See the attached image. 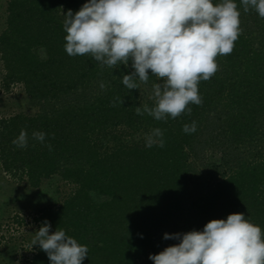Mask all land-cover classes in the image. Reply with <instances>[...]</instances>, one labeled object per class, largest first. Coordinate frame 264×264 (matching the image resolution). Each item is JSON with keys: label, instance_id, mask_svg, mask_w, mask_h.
<instances>
[{"label": "trees", "instance_id": "16d2710c", "mask_svg": "<svg viewBox=\"0 0 264 264\" xmlns=\"http://www.w3.org/2000/svg\"><path fill=\"white\" fill-rule=\"evenodd\" d=\"M86 2H7L2 84H21L35 112L0 119V163L32 188L56 175L67 185L33 222L48 221L50 234L62 229L86 245L83 264H154L150 254L180 243L165 233L202 231L233 213L264 232V18L234 0L241 34L230 55L216 58L215 75L199 83L202 104H189L191 115L157 121L135 111L154 105L152 85L161 81L150 71L147 84L137 78L139 88L129 90L122 77L134 71L131 62L113 69L66 53L64 14ZM193 121L196 131L185 133ZM155 128L163 131V148L146 147ZM21 130L26 148L12 143ZM34 132L45 133L43 143ZM26 264L50 260L34 245Z\"/></svg>", "mask_w": 264, "mask_h": 264}, {"label": "clouds", "instance_id": "9594fccd", "mask_svg": "<svg viewBox=\"0 0 264 264\" xmlns=\"http://www.w3.org/2000/svg\"><path fill=\"white\" fill-rule=\"evenodd\" d=\"M241 3L244 12L254 9L264 18V0ZM240 15L234 0H87L75 13L69 9L64 14V48L69 56L90 55L101 67H127L131 62L134 71L122 77L129 90L139 88L137 78L147 84L150 71L161 81L152 85L154 105L136 107V114L147 113L157 121L175 119L185 112L191 115L189 104H202L198 85L218 71V56L232 53L241 34ZM105 87L101 82L100 88ZM116 100L123 104L120 97ZM183 131L194 133L195 121ZM33 138L43 143L45 133L34 132ZM145 140L149 148L165 146L160 128ZM12 143L26 148V131ZM50 227L45 221L32 246L39 245L50 264H83L88 247L62 229L50 234ZM163 238L180 243L150 254L154 264H264V232L243 213L213 219L202 231L165 233Z\"/></svg>", "mask_w": 264, "mask_h": 264}, {"label": "rangeland", "instance_id": "374dc122", "mask_svg": "<svg viewBox=\"0 0 264 264\" xmlns=\"http://www.w3.org/2000/svg\"><path fill=\"white\" fill-rule=\"evenodd\" d=\"M7 2L0 0V33L6 26ZM4 73L0 58V119L18 112L34 113L35 109L30 107L29 98L21 84L12 85L10 90L4 89ZM211 156L213 159L219 158L216 154ZM66 186L56 175L45 180L39 188H32L26 179L19 180L5 172L0 163V264L27 263L33 251L35 232L41 227L33 222V215L39 208L61 197ZM17 215L24 219L23 223L14 221Z\"/></svg>", "mask_w": 264, "mask_h": 264}]
</instances>
